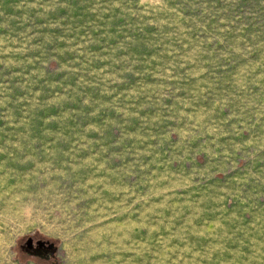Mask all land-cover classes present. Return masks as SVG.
<instances>
[{
    "label": "rangeland",
    "instance_id": "374dc122",
    "mask_svg": "<svg viewBox=\"0 0 264 264\" xmlns=\"http://www.w3.org/2000/svg\"><path fill=\"white\" fill-rule=\"evenodd\" d=\"M0 264H264V0H0Z\"/></svg>",
    "mask_w": 264,
    "mask_h": 264
},
{
    "label": "water",
    "instance_id": "95a60500",
    "mask_svg": "<svg viewBox=\"0 0 264 264\" xmlns=\"http://www.w3.org/2000/svg\"><path fill=\"white\" fill-rule=\"evenodd\" d=\"M32 245H33V239H29L28 240L29 248H32ZM37 245H38L39 248L46 247V243L42 242V241L37 242ZM48 248L52 249V248H54V245L51 244V245L48 246Z\"/></svg>",
    "mask_w": 264,
    "mask_h": 264
}]
</instances>
